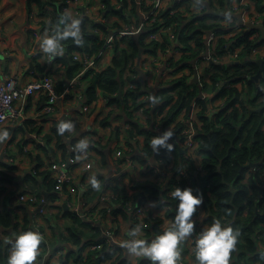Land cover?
I'll list each match as a JSON object with an SVG mask.
<instances>
[{
  "label": "trees",
  "instance_id": "1",
  "mask_svg": "<svg viewBox=\"0 0 264 264\" xmlns=\"http://www.w3.org/2000/svg\"><path fill=\"white\" fill-rule=\"evenodd\" d=\"M230 1L209 0L214 10L212 13L205 9L203 13H195L193 16L182 15L178 11L171 14L168 21L170 23L178 22L175 26L176 44L174 47L183 51L180 58L174 62L177 71L185 67L195 70V64L201 61V52L207 50L208 31L215 30L217 33L227 31L222 28L223 24L220 20L226 17L225 13L228 12L227 8ZM58 2L59 0H26L29 18L36 3L40 15L48 16L51 14L50 25L54 26L60 17L66 14L63 5ZM137 4L135 2V9ZM52 7L53 10H51ZM257 7L263 11V0H257ZM172 8H166L164 12L169 14ZM110 12L106 11L105 15L108 16ZM113 12L123 16L119 10ZM81 18L83 45L76 44L69 38L64 41V50L67 53L56 56L52 60V69L60 63L56 72L63 73V77L57 85L59 90H62L65 82L74 77L82 68L81 63L73 59L72 53L77 51L95 53L103 47L105 42L101 34L102 31L104 33L108 31L106 25L87 17ZM210 18H215L218 21L212 23L209 21ZM42 24L46 27L47 22L43 21ZM95 28H99L101 32H96ZM156 28L158 27L154 25L140 34L124 37L121 42L116 43L115 54L109 66L99 72H93L92 76L87 72L83 104H94L98 99V90L101 89L107 96L108 105L122 107L125 111L127 122L132 126L127 131V145L133 149V157L139 158L141 161H145L147 157L163 158L168 161L174 159L172 174L166 184L151 179L138 184L142 192H138L134 198L137 205H141L146 197L157 199L163 197L166 201H161V204L166 202L174 204L173 208L167 211V216H171L174 221L178 201L173 199L170 192L178 185L181 187L191 186L194 191L203 195L202 209L198 213L205 223L210 224L215 218H219L222 222L239 229L240 236L236 248L231 253L230 264H251L252 259L262 261L264 264V171L262 170L264 165V62L260 66L252 57L251 52L253 46L264 44V37L258 28L248 32L244 30L235 36L236 42L233 46L228 45V40L224 36H220L216 52L224 54L229 50H234L235 46H240L239 58L227 63L217 61L208 66L205 65L201 75L202 87H200L199 82L187 75L161 86L155 94L157 97L155 106L146 108L149 115L147 122L142 123L133 114L131 107L138 108L141 104L147 103L140 99L146 89L142 81L134 79L133 74L139 73L136 62L141 54L150 47H153V53H155L160 45L159 41L148 40L147 38ZM168 38L169 36L166 35V40ZM166 45L165 43L162 44L163 47ZM40 56L42 55L37 54L35 58ZM41 68L45 69V64ZM39 69L34 67L33 71L36 72ZM128 69L132 74L125 78L124 73ZM260 69H262L263 74L259 80H256L254 74ZM42 72L44 73V70ZM128 81H132L135 86L126 89L125 85ZM239 83L243 84L242 88L239 87ZM120 90H122V97L118 96ZM175 91L178 97L174 101L173 92ZM202 92H215L213 101L223 99L224 105L217 112L212 113L211 110H208V100L205 97H200ZM196 96H198V101L202 103L200 115L204 121L198 134L195 135V138L200 141L198 152L203 156L201 168H198L194 161L185 160L175 139L170 138L174 145L171 151L173 156L163 155V153L169 152L163 147L159 152H155L150 144L154 135L165 130L155 128L159 124L157 109L166 111L161 121L162 126L166 128L169 124L177 121L178 114L183 108H189ZM259 107H262L261 111H252V109ZM111 118L110 113L106 114L101 122L106 125ZM182 129V123L178 122L174 134L179 133ZM33 131L42 133V124H37L36 120H27L24 125L17 128L14 138L17 137L18 133L29 135ZM135 133L143 136L142 145L137 140H135V145L132 142L135 139ZM113 136L115 141L119 142V128L114 129ZM45 139L46 144L34 140V147L42 148L46 156L51 159L59 158L58 150H64L61 155L62 159H67L68 154L70 156L77 154L76 150L69 153L66 138L57 131V123L55 122L52 123L51 132L45 134ZM76 139H72L71 143H75ZM30 140L29 137L22 139L20 151L24 150L23 147ZM135 150H138L139 153L136 154ZM114 151L113 146L107 153L108 155L99 151L102 166H107L109 160L114 162ZM29 155L33 158L36 156L32 152ZM38 162L37 169L44 163L40 155ZM251 162L253 164L249 165ZM4 164L10 169L15 168L8 163ZM182 166L188 167V177H179L178 174ZM97 178L104 179L105 176L99 171ZM111 179V184L115 188L112 189L120 198L114 212L116 214L121 213L124 218H129L132 221L133 217L130 216L126 202L131 199L129 190L135 186L128 188L125 184H121L119 179ZM23 181H34L40 185L41 189L35 191L38 196V205H40V200L44 197V190L46 189L50 191L49 199L53 202L59 198L55 190V180L50 176V170H37L34 173L32 169L23 177ZM100 190L101 188L95 189L91 186L83 196L86 200L93 201ZM14 195L15 193L7 195L4 199L0 197V262L2 264H7V256L15 235L30 228L36 229L33 223L35 210L29 206L31 200L27 202L18 201ZM1 200H4L3 205ZM53 206L58 209L54 215L56 222L65 219V227L63 229L59 226L54 227L51 236H49L50 241L41 242L40 247L42 249L57 251L62 245L67 246L66 257L76 256L78 260L82 261V264H103L105 260L114 257L115 252L109 250L110 244L104 240L102 227L99 223L90 217L85 219L71 208L65 210L62 204L55 203ZM22 212L24 214L21 219ZM161 220L162 218L157 219L147 228L151 238L168 227L162 226ZM92 240H104V246L102 249L91 250L86 258H83V251ZM123 255L120 253L117 258L111 261V264H124L127 259ZM140 260V264H152V261L146 257H141ZM46 264H50V262L48 261Z\"/></svg>",
  "mask_w": 264,
  "mask_h": 264
},
{
  "label": "built area",
  "instance_id": "2",
  "mask_svg": "<svg viewBox=\"0 0 264 264\" xmlns=\"http://www.w3.org/2000/svg\"><path fill=\"white\" fill-rule=\"evenodd\" d=\"M111 2L117 10L122 8L121 12L123 16H119L117 14H112L111 18H109V15L106 16L105 12L107 11L106 9L108 7L107 0H59L58 3L63 5V9L66 14L87 17L104 23L108 29L106 33L102 31L101 34L105 41L104 45L98 52L95 53H88L86 51H77L72 53L73 59L81 63L82 68L74 77L65 82L63 90H59L57 86L59 80L63 77L62 75L59 76L56 73L58 64H56L52 69V64L50 63H52L53 59L49 60L48 54L44 52V58L48 63L45 62V69L42 77L21 82V74L4 75L0 71V128H3L5 124L6 127L16 126L24 114V108L27 101L34 95H41L40 97L43 98L45 97L43 106L39 109V111H42L41 113L39 112V116H44V114L47 113H58L60 112L59 110L61 100L67 101L71 98H77L79 101H81L83 106L81 107L82 111L71 115L75 120H73L70 116H68V118L65 120H72L74 124L76 122H82L88 116L90 110L95 107V103L98 101L97 100L94 104H83L82 102L84 98L83 93L87 84V72L90 74V76H92L93 72L95 73L105 69L112 63L117 42H121L126 36L140 34L154 25H156L158 28L148 35L147 38L148 40L159 41L160 45L157 47L155 53H153V47H150L147 51H144L141 54L140 58L136 62L139 73L133 74L135 77L134 79L142 81L144 83L143 86H145L146 89L140 99L147 103L141 104V106L138 108L131 107L133 114L137 116L142 123L147 122L149 115L146 108L149 106H155L151 100V97L155 96L161 86L170 83L171 80L186 75L194 80L195 73L197 72V82H199L200 87H202L201 75L203 74L205 65L208 66L211 62L217 61L227 63L238 59L240 56V46H235L234 50H229L224 54H218L216 52L218 39L220 36H224L228 40L227 43L229 45V42L234 40L237 34H240L246 29V26H241L238 24L234 25V16L231 15V19L226 16L220 20V22L223 24L222 28L227 31L221 33H217L215 30L208 31L207 50L201 52V61L198 64H195V70L193 71L190 67H185L177 71L174 62L180 58L183 51L174 47L176 44L175 26H177L178 22L170 23L168 18H170L171 14L176 11L187 16H193L195 13L204 12V4H196V0H111ZM135 2L138 3L136 9ZM190 3H193L192 11L188 10ZM170 7L173 8L170 10L169 14H166L164 10ZM227 11L242 13L245 22L250 21L252 23H263L264 21L262 19L264 12L258 9L257 0H231ZM29 19H32L35 24L36 22L37 24H40L39 26L43 25V21L47 22L46 27L43 25V35L46 32L50 34L52 28L54 27L50 25L51 14L48 16L40 15L39 7L36 3L34 4V9ZM209 21L214 23L218 20L215 18H210ZM94 30L96 32H101L99 28H95ZM166 35L169 36L168 40H166ZM235 42L232 44L233 46ZM163 43L167 44L166 47L162 46ZM251 52L253 58L264 57V44L253 46ZM64 53L66 54L67 51L64 50L63 54ZM39 54L42 55V53ZM131 74L132 72L130 69H128L125 71L124 77L126 78ZM134 86L135 85L132 81H128L125 85V88H133ZM100 90H98V94ZM173 94L175 101L178 95L176 91L173 92ZM214 96L215 92H202L200 95V97H205L206 100H208V110H211L212 113L217 112L224 105L223 99H221L219 102L213 101ZM104 99L107 103L106 95ZM201 108L202 103L198 101V96H196L189 108H183L185 111L184 115L182 110L180 115L178 114L177 121L169 124L166 126V128L162 126L161 122L166 111H161L160 108H158L157 120L159 124L155 126V128H159L160 130L171 128L174 131L177 123H182L183 129L179 133L174 134L172 139H175V141L179 144V149H185L183 152L185 160H192L196 162V166L198 168L202 167L203 161V156L198 152L200 141L199 139L195 138V135L198 134V131L201 129V126L204 122L200 115ZM105 115L106 114H101L102 119L105 117ZM102 119L100 118L99 121L95 122L93 125L87 126L84 132L76 139V142L81 138L89 139V149L85 154L77 153L75 156H69L67 159L68 163H66L58 161L57 159H51L47 157L44 152H42V159L44 160V163L39 166L38 169H36L37 166H35L36 168H33L34 173L39 169L50 170V176L55 180V190L59 196L56 202H53L51 199H49V197L47 199L43 197L40 201H44L45 204L40 209H38V196L33 190V182L30 181L26 182L24 190H21L14 183L0 180V197L1 199H4L5 196L15 193L14 196L18 199V201L27 202L28 200H31L29 206L32 210H35L33 223L36 229H39L43 233L44 239L42 241L46 243L50 241L49 236H51L54 227H60L61 224V229H63L66 223L64 219L56 222L54 215L57 213L56 210L58 211V209L53 205L55 203L63 205L64 202H67L68 205L71 206V209L80 213L82 217L85 219L90 217L101 225L103 231L102 236L104 237V240L110 244L109 250L111 252H115L113 258L107 259L105 261L111 262L113 259L117 258L120 253H123V256L127 259L124 264H140L141 258L129 254L127 248L123 245L124 241H120L117 238V233L121 229L122 221L130 220V226L132 227L137 224L141 225V237L149 241L152 239L149 236L147 230V228L150 227L151 222L145 219L143 211L144 207L142 204L137 205L136 201L134 200L137 193L142 192V189L138 186V184L146 181L147 179L157 180L166 184L170 178V175L172 174V168L175 161L174 159L168 161L164 160L163 158L154 159L153 157H147L145 161H141L139 158L133 156L127 158L125 161H119V156L122 150L133 153V149L127 145V131L132 128V126L127 121V123H122L119 127L120 140L117 142L115 139L111 145L115 148V151L113 152V163L117 167L119 164L126 162L128 167L132 168L136 172V176L125 182V174L123 173L125 168L122 167L119 171L113 170L111 176L106 178L103 186L100 187L101 190L98 196L90 203L88 207L85 208L84 206L87 205V202L82 201L81 203H77L75 198L81 194V191L85 192L92 186L90 183V177L92 175L97 176L98 172L100 171V167L97 165L98 160L94 156V154L99 153V150L97 149L99 146L98 144L99 142L103 143V140H107L106 143L109 142V139L111 140V135L114 134L115 129L114 119L111 118L109 123L106 125L101 122ZM43 130L44 132L37 134L35 133L34 136L42 140L46 133L51 132V128L46 132L44 126ZM103 130H107L108 133H105ZM109 134L110 136H108ZM40 135L42 138H39L41 137ZM134 138L135 140L139 141L138 139H142L143 136L135 133ZM163 155L173 156V153L168 152L163 153ZM12 160L14 161V159ZM160 165H162V169L159 167ZM75 170L85 172V178L80 180L74 173ZM262 170L264 171V165L262 166ZM147 174H149L150 177H148ZM178 175L179 177H188V167L182 166ZM111 178L119 179L121 184H125L128 188L135 186L129 190L131 199L126 202V206L130 211V216L133 217L132 221L129 218H124L121 213L116 214L114 212V209L120 202V198L118 194H116L115 191L110 187L112 183ZM102 182L103 181H100V183ZM153 202L155 203L158 213V215H155V217L157 219L162 218L160 222L161 225H171L173 223V219L171 216H167V211L172 209L174 204L167 202L161 204V201L157 198H153ZM201 206V204L198 205L199 208H201ZM23 214L24 213L22 212L20 215L21 219ZM193 219L198 221L196 224L195 233L197 236L198 232L204 226L208 225V223H205L202 220L199 213L194 214ZM196 236H191L188 240L189 251L187 255L189 259L194 260L193 264H197L195 259ZM129 238V236L126 237V240ZM104 240L90 241L89 245L83 251V258H86L91 250L102 249L104 246ZM40 250L41 252L39 251L35 264H46L48 261L50 264H82V261L78 260L76 256L67 258L66 252L63 251L62 246L57 251H52L50 249L44 250L42 247ZM179 263H185V260ZM0 264L2 263L0 262Z\"/></svg>",
  "mask_w": 264,
  "mask_h": 264
},
{
  "label": "crops",
  "instance_id": "3",
  "mask_svg": "<svg viewBox=\"0 0 264 264\" xmlns=\"http://www.w3.org/2000/svg\"><path fill=\"white\" fill-rule=\"evenodd\" d=\"M217 5V2L215 3ZM264 4V0H263ZM208 5L211 6L208 0L204 1V9H208ZM264 12V9L263 11ZM203 13V12H198ZM235 17V16H234ZM262 18L264 19V15H262ZM239 23V19L235 17V24ZM40 24H36L29 19V13L27 10L26 0H0V71L4 75H11V74H21L20 81L25 82L30 79H34L37 77L43 76V70L44 68H41L43 64H45L46 59L44 58V53L42 49L39 47V41L43 36L44 29L39 26ZM240 25V24H238ZM39 26V27H38ZM260 30L261 35L263 36V31L261 28H258ZM259 33V31H258ZM264 37V36H263ZM39 53H42V56L36 57L35 56ZM33 66H32V64ZM48 63V62H46ZM38 64V66H37ZM52 64V63H50ZM60 66V63L57 65V68ZM34 67L40 68L39 70L33 71ZM59 76H61L63 73L58 72ZM57 75V76H58ZM239 87L242 88L243 84L239 83ZM64 89V88H63ZM62 89V90H63ZM214 95V94H212ZM41 95H34L29 98L27 101L25 108H24V114L19 121V123L16 126L8 127L10 129V137L5 142H0V180H3L4 182L14 183L17 187H19L21 190H24L25 183L23 181V177L27 174V172H30L35 166L39 164L38 159L39 155L42 157V152L39 151L42 148H35L34 140L41 143L46 144L45 135L43 139H38L34 136V134L39 133L38 131H33L29 135H23L22 133H18L16 138H13L11 140V136H15V132L17 131V128L19 126H22L25 124L27 120H36L37 124H42L44 126V129L47 130L51 128L52 123H58L61 119H67L68 116H70L73 120L74 117H72V114H76L81 110L82 104L81 101H79L77 98H71L66 100H61L60 104V112L53 113V114H44V116H39V109L43 106L45 97H40ZM42 98V99H41ZM105 93L100 90L98 94V101L95 103V107L92 109V111L88 114V116L80 123L76 122L75 127L69 132L66 131L63 136L66 138L67 147L69 153H71L74 149L71 140L74 138H78L80 134L84 132L87 126L93 125L95 122L99 121V119H102L101 114H111L112 119L115 121V128L118 129L122 123H127V116L125 114L124 109L119 106H111L108 105L105 101ZM83 102V101H82ZM99 113L98 116L96 114ZM96 116V117H95ZM56 117V118H55ZM51 119V120H50ZM52 121V122H51ZM51 122V123H50ZM159 129V128H158ZM105 133H108L107 130H103ZM44 132V130H43ZM39 135V134H38ZM41 136V135H40ZM110 136V134L108 135ZM29 137L31 140L26 143V145L23 147L24 150L27 152L29 150L32 151V153L35 156V158L26 156L23 158V160L15 161L14 156L8 155L9 152H18L24 154V150L20 151V144L15 146L14 144H11L12 141H18L24 138ZM39 138H42L39 137ZM115 137L113 134L111 135V140L109 139V142L106 143L107 140H103V143L99 142L98 150L101 152H104L107 154L110 150V146L114 142ZM139 144L142 145L143 138L138 139ZM132 142L135 145V139L132 140ZM136 148V147H135ZM181 148V147H180ZM64 152V150H58L59 158L57 160H61V162L68 163L67 159L69 158L70 154H68L67 159H62L61 155ZM136 154L139 153L138 150L134 151ZM45 153V152H44ZM183 155V153H181ZM21 155V154H20ZM108 155V154H107ZM95 158L98 160L97 165L101 164L100 162V154L96 153L94 154ZM134 156V153H129L126 150H122L120 153L119 158L122 159V161H125L127 158ZM184 157V155H183ZM14 159V161L12 160ZM196 160V159H195ZM17 162V164H16ZM4 163H8L10 165H13L15 168L10 169L7 165ZM98 165V166H99ZM195 165L196 162H195ZM125 168L124 170V177L125 182H127L129 179L134 178L136 176V172L128 167L126 162H123L119 164L117 167L112 163V161L109 160V164L107 167H100V172L105 176L104 179L100 178V181H103L101 183V186H103V183L106 178H109L111 176V173L113 170H120L121 168ZM162 169V165L159 166ZM37 169V168H36ZM40 170V169H39ZM80 180L85 178V172L75 170L74 172ZM115 174V172H114ZM148 177H150L149 174H147ZM154 175V174H152ZM145 177V176H143ZM32 187L34 191H37V189H41L40 185L33 181ZM50 191L47 189L44 190V192ZM87 192V190L85 191ZM85 192L81 191V194L76 197V202L81 203L82 201H86L87 205L84 207H88L92 201H88L84 198L83 194ZM45 197V194H44ZM160 201H166L165 198L159 199ZM1 204H4V200H1ZM142 206L144 207V217L145 219L149 220L151 224L155 223L157 221V218L155 215H158L155 203L153 202L152 197H146L142 203ZM71 208V206H69ZM202 208H199L197 206V213ZM67 210V209H65ZM57 212V210H56ZM66 222V220L64 219ZM132 228L130 226V220H123L121 224V229L117 233V238L120 241H125L126 237H128V231ZM196 227L195 231L191 236H196ZM6 235V234H4ZM190 236V237H191ZM189 237V238H190ZM182 241L180 244L181 248V256L179 258V262L185 260V263H179V264H193L194 260L189 259L187 253L189 251L188 247V240ZM41 248V247H40ZM41 252V251H40ZM141 258V257H140ZM105 262V263H104ZM103 264H110L109 261H104ZM255 264H263L262 262H256Z\"/></svg>",
  "mask_w": 264,
  "mask_h": 264
},
{
  "label": "clouds",
  "instance_id": "4",
  "mask_svg": "<svg viewBox=\"0 0 264 264\" xmlns=\"http://www.w3.org/2000/svg\"><path fill=\"white\" fill-rule=\"evenodd\" d=\"M225 15L231 19V13ZM71 38L76 44L83 45L84 38L82 32V18L64 14L54 25L51 33L47 32L39 41V47L48 54L51 60L64 52V41ZM153 103L157 102V97L152 96ZM75 127L72 120L61 119L57 123V131L64 134ZM11 133L7 127L0 128V142L9 139ZM174 131L171 128L154 135L150 144L155 152L166 148L171 152L174 148L171 139ZM90 141L87 138L79 139L74 145L78 154H85L89 149ZM93 188L101 187L100 180L96 175L90 177ZM171 195L178 201L173 223L164 228L158 235L150 241L141 237V225L137 224L128 231L129 239L123 242L130 255L146 257L152 264H179L181 256L180 244L189 238L195 231L196 221L193 219L197 206L202 204L203 195L194 191L191 186L175 187ZM239 229H235L231 224L222 222L215 218L214 221L204 226L195 239V259L197 264H230L232 251L236 248ZM44 239L43 233L39 229H27L15 235L11 250L7 256V264H35L40 251V245Z\"/></svg>",
  "mask_w": 264,
  "mask_h": 264
},
{
  "label": "water",
  "instance_id": "5",
  "mask_svg": "<svg viewBox=\"0 0 264 264\" xmlns=\"http://www.w3.org/2000/svg\"><path fill=\"white\" fill-rule=\"evenodd\" d=\"M108 2V8H107V11H110V10H117L114 5L112 4L111 0H107ZM196 4H204V0H196ZM208 9L210 13L214 12L212 6L208 5ZM120 11H122V8L119 9ZM232 16H235L239 19V23L241 26H246V29L245 31L248 32L254 28H261V30L263 31V36H264V23L260 22V23H252L250 21H247L245 22L244 19H243V14L242 13H235V12H230ZM236 40H231L229 42V45H232ZM255 61L258 62L260 64V66L263 65V62H264V58L263 57H258V58H255ZM212 63V62H211ZM33 66V64H32ZM262 69L258 70V72L256 74H254V78L256 80H259V78L262 76ZM194 80L197 82L198 81V74L197 72L195 73V78ZM261 90V87L259 88ZM119 97H122V90L119 91V94H118ZM262 107H259V108H255V109H252V111H261ZM185 151V149L181 148L180 149V152L183 153ZM253 163H249V165H252ZM45 194V199H47L49 197V192L45 191L44 192ZM45 204V202H41V204L39 205L38 209H40L43 205ZM63 206L65 207V209H69V205L67 202H64L63 203ZM252 224V223H251Z\"/></svg>",
  "mask_w": 264,
  "mask_h": 264
},
{
  "label": "rangeland",
  "instance_id": "6",
  "mask_svg": "<svg viewBox=\"0 0 264 264\" xmlns=\"http://www.w3.org/2000/svg\"><path fill=\"white\" fill-rule=\"evenodd\" d=\"M192 9H193V3H190V6H188V10L189 11H192ZM51 10H53V7H52V9ZM112 14H114V12L113 11H111L110 12V14H109V18H111V16H112ZM263 19V18H262ZM264 20V19H263ZM31 21H33L32 19L30 20V22ZM34 22V21H33ZM42 26V28H43V25H41ZM57 73V72H56ZM215 101H217V102H219V101H221V99H217V100H215ZM92 110H90V112H91ZM89 112V113H90ZM184 110L182 111V113H183V115H184ZM99 113H100V111L96 114V116H98L99 115ZM181 113V112H180ZM180 113H179V115H180ZM95 116V117H96ZM3 127H6V124L3 126ZM11 126H9V128H10ZM7 128H8V126H7ZM14 138V136L12 135L11 136V140ZM20 142H22L21 140H18V141H12L11 142V144H14L15 146L17 145V143H18V145L20 144ZM39 151H43L42 149L41 150H39ZM19 152V151H18ZM18 152H9L8 153V155H10V156H14L15 158V161H20V160H23V158L24 157H26V156H29V153L30 152H32L31 150H29V151H25L24 150V154H22L21 152L20 153H18ZM21 154V155H20ZM99 165V164H98ZM99 167H103V169H104V167H107V166H102V164H100L99 165ZM111 188H113V189H115L114 188V185L113 184H111V186H110ZM58 224V223H57ZM60 224V223H59ZM60 228H62V225L60 224ZM62 249H63V251H65V252H67L68 250H67V247L66 246H64V245H62ZM249 261H250V258H249ZM256 262H262V261H258V260H254V259H252L251 260V264H255ZM105 263V262H104ZM110 264H111V262H110Z\"/></svg>",
  "mask_w": 264,
  "mask_h": 264
}]
</instances>
